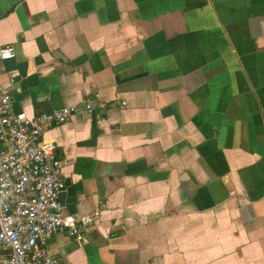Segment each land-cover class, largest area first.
Instances as JSON below:
<instances>
[{"label": "crops", "instance_id": "obj_1", "mask_svg": "<svg viewBox=\"0 0 264 264\" xmlns=\"http://www.w3.org/2000/svg\"><path fill=\"white\" fill-rule=\"evenodd\" d=\"M4 44L16 111L105 104L42 133L99 210L59 264H264V0H0Z\"/></svg>", "mask_w": 264, "mask_h": 264}, {"label": "built area", "instance_id": "obj_2", "mask_svg": "<svg viewBox=\"0 0 264 264\" xmlns=\"http://www.w3.org/2000/svg\"><path fill=\"white\" fill-rule=\"evenodd\" d=\"M14 56L12 45H0V66ZM104 105L95 94L30 117L14 109L12 95L0 82V264H59L46 246L48 238L65 232L76 242L84 239L99 210L66 212L60 200L61 162L53 157L55 144L42 133Z\"/></svg>", "mask_w": 264, "mask_h": 264}]
</instances>
